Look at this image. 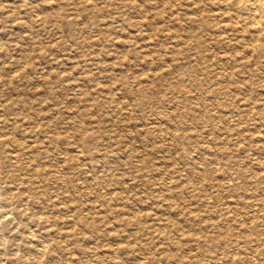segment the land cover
I'll return each instance as SVG.
<instances>
[{"label":"rangeland","instance_id":"374dc122","mask_svg":"<svg viewBox=\"0 0 264 264\" xmlns=\"http://www.w3.org/2000/svg\"><path fill=\"white\" fill-rule=\"evenodd\" d=\"M224 1L0 0V176L40 183L0 264H264V56Z\"/></svg>","mask_w":264,"mask_h":264},{"label":"bare ground","instance_id":"6f19581e","mask_svg":"<svg viewBox=\"0 0 264 264\" xmlns=\"http://www.w3.org/2000/svg\"><path fill=\"white\" fill-rule=\"evenodd\" d=\"M144 2H146V1H144ZM221 8L223 9L224 12L220 16H221V18H223L224 22H226L224 24V28H226L227 30L234 31V32L236 31L242 37V41L238 42L237 46L239 48H241L246 54V57L243 60L248 62L249 60H251L253 58L263 57L264 56V0H226V1H224V3L221 6ZM227 30H226V32H227ZM199 36H200V34H199ZM204 46H206V45H204ZM232 57H233V55H232ZM7 83H8L9 86H11V84L13 83V80H9ZM10 106H11V104H10ZM9 108H11V107H9ZM9 108H5V109H9ZM7 122H8L7 120H4V118H1L0 119V129L4 125H6ZM15 130H17V128H15ZM8 143L9 142H8L6 136L0 135V155L8 147V145H9ZM6 152H7V150H6ZM26 152H28V150ZM10 155H12L11 158H9L11 163H12V165L10 166V171L9 172L7 171L8 172L7 174L5 173L6 174L5 177L0 176V204H2V203L9 204L11 201L15 202L17 204V208H18L16 215L22 217L23 214H24L23 202H25V201H27V202H36V199H38V195H40V186H39L40 183H39V180H38L39 179L38 178L39 175H38L37 171H35V169H32L30 167H28V168L24 167V165L22 164L23 161L21 162V159H23V157H25V156L22 157L20 155V153L19 154L18 153H13V154H10ZM217 161H218V159H217ZM260 163H261V161H260ZM6 180L10 181L13 185L8 184ZM24 197H27L28 199H25ZM10 214H11V212H9V213L7 212V215H10ZM2 220H4V219H2ZM37 221L38 220H36L35 218H30V222L33 223V224H36ZM4 224L5 223L0 222V226L1 227ZM24 234H26V233H24ZM27 235H28L27 239L28 238L31 239L30 237L34 235L31 228L27 231ZM72 235H73V233H72ZM6 244H7V241L4 239V241L0 244V247H1L0 248V252L3 250L2 247L4 245H6ZM39 251H41V250H39ZM2 261L4 263L6 261L7 264H14L16 262L24 261V260H23V257L20 256L19 254H14L10 258H8L6 260H2ZM35 264H37V263H35ZM176 264H187V262L183 258L178 257L177 260H176Z\"/></svg>","mask_w":264,"mask_h":264}]
</instances>
